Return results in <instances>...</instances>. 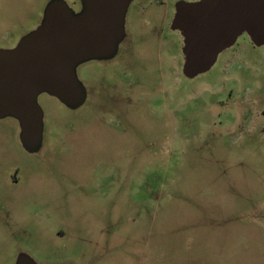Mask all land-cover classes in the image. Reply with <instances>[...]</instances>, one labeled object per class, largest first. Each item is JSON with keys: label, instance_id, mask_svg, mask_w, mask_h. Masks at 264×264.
Masks as SVG:
<instances>
[{"label": "rangeland", "instance_id": "obj_1", "mask_svg": "<svg viewBox=\"0 0 264 264\" xmlns=\"http://www.w3.org/2000/svg\"><path fill=\"white\" fill-rule=\"evenodd\" d=\"M84 1L0 0V50L54 3L79 16ZM199 1L132 0L113 53L75 68L82 104L38 95L36 147L17 117H0V198L16 219L0 227V264H264V130L256 117L229 127L227 53L183 73L177 6ZM234 49L260 68L248 80L264 124V46L243 35Z\"/></svg>", "mask_w": 264, "mask_h": 264}, {"label": "water", "instance_id": "obj_2", "mask_svg": "<svg viewBox=\"0 0 264 264\" xmlns=\"http://www.w3.org/2000/svg\"><path fill=\"white\" fill-rule=\"evenodd\" d=\"M131 1L85 0V11L79 16L63 3H54L35 32L16 48L0 50V117L13 115L21 121L28 147H36L41 135L38 95L50 93L69 107L82 104L75 68L113 53ZM174 28L184 32L183 73L193 79L210 71L219 55L244 34L264 46V0L181 2ZM19 264L34 263L23 259Z\"/></svg>", "mask_w": 264, "mask_h": 264}, {"label": "flooded vegetation", "instance_id": "obj_3", "mask_svg": "<svg viewBox=\"0 0 264 264\" xmlns=\"http://www.w3.org/2000/svg\"><path fill=\"white\" fill-rule=\"evenodd\" d=\"M246 36L248 37V35ZM252 44L255 47H260V46L255 45L253 42ZM16 47L17 46H15L14 48ZM234 47L235 45L225 50L222 54H220V55H225L227 53L225 55L226 60H225L224 67H223V71H224V76L222 77L223 83L219 86V88H221L220 93H224L227 91V94H228L227 97L228 99L232 101V106L235 108V111H236L235 112L236 116H232L236 118V122H235V119L233 118L235 125L231 124L229 125V127L231 129L234 128V129H240V130L246 129V128L251 129L250 127H247L246 125H244V123L248 120V117H256L260 124L257 125V127L253 128V130L254 129L264 130V124H262V122L260 121L261 116L255 110L257 102H256L255 97H253L257 95L260 87L258 86L256 81L252 82L251 80H248V79H252V78H248L249 73L254 72L255 74H260L261 73L260 68H258L257 65L253 63H249L243 57V55L238 52L237 49H234ZM14 48L2 49V50H12ZM207 86L209 85L207 84ZM209 87L213 88L212 86H209ZM236 91L238 92V95H236V93L234 94V92ZM209 103H211V101L208 102V105ZM263 114H264V111H263ZM223 121H225V117H222L221 115L218 119V124L222 128H225L222 126V124H224ZM214 124L215 126L217 125L216 123ZM13 183H16V184L19 183L18 177H15V176L13 177ZM14 210H15V206L4 202V200L0 198V215L2 214L0 217V227L1 226L7 227V225H9L10 223L12 224L16 223V219L13 217Z\"/></svg>", "mask_w": 264, "mask_h": 264}]
</instances>
